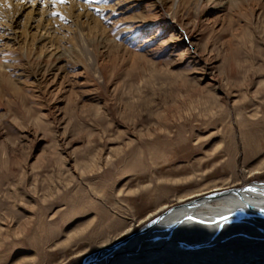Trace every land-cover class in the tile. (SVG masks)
I'll return each mask as SVG.
<instances>
[{
	"label": "rangeland",
	"instance_id": "rangeland-1",
	"mask_svg": "<svg viewBox=\"0 0 264 264\" xmlns=\"http://www.w3.org/2000/svg\"><path fill=\"white\" fill-rule=\"evenodd\" d=\"M33 2L42 42L0 0V264H83L178 200L264 184V0Z\"/></svg>",
	"mask_w": 264,
	"mask_h": 264
},
{
	"label": "bare ground",
	"instance_id": "bare-ground-1",
	"mask_svg": "<svg viewBox=\"0 0 264 264\" xmlns=\"http://www.w3.org/2000/svg\"><path fill=\"white\" fill-rule=\"evenodd\" d=\"M16 8L10 23L13 30L23 26L18 31L20 37L26 41L35 36L40 42L48 38V25L53 20L47 13L39 12L33 0H23ZM1 26L5 25L1 22ZM249 186L251 190L238 195L233 191L244 186H215L219 188L178 200L179 204L158 216L163 220L152 230L115 249L111 264H264V184ZM115 244L87 255L94 254L86 264L95 262Z\"/></svg>",
	"mask_w": 264,
	"mask_h": 264
},
{
	"label": "water",
	"instance_id": "water-1",
	"mask_svg": "<svg viewBox=\"0 0 264 264\" xmlns=\"http://www.w3.org/2000/svg\"><path fill=\"white\" fill-rule=\"evenodd\" d=\"M242 188V187H241ZM251 190V186L247 185V186H244L242 189H236L233 191L234 194L238 195L241 191H249ZM216 194H213L211 197H215ZM163 220V216L161 217H157L153 220H151L150 222H148L147 224H145L144 226H142L140 229H138V231H136L135 233L129 235L128 237H126L124 240L116 243L114 246H112L111 248H109L108 250H105L102 254V256L100 258H98L95 262H92L91 264H111L112 261L116 258V254L113 253V251L115 249H119L121 247H125L127 246L128 244H130V242L142 235V234H145L147 232H149L150 230H152L155 226H157L161 221ZM114 254V255H113ZM94 254L86 257L84 260H83V264H86V261L87 259L91 258Z\"/></svg>",
	"mask_w": 264,
	"mask_h": 264
},
{
	"label": "snow or ice",
	"instance_id": "snow-or-ice-1",
	"mask_svg": "<svg viewBox=\"0 0 264 264\" xmlns=\"http://www.w3.org/2000/svg\"><path fill=\"white\" fill-rule=\"evenodd\" d=\"M60 2H64V0H60Z\"/></svg>",
	"mask_w": 264,
	"mask_h": 264
}]
</instances>
